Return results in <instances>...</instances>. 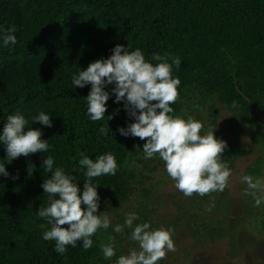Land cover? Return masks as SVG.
Returning a JSON list of instances; mask_svg holds the SVG:
<instances>
[{
    "label": "trees",
    "instance_id": "16d2710c",
    "mask_svg": "<svg viewBox=\"0 0 264 264\" xmlns=\"http://www.w3.org/2000/svg\"><path fill=\"white\" fill-rule=\"evenodd\" d=\"M12 26L16 45L4 47L0 40V134L7 116L19 109L27 127L41 130L49 150L9 161L0 143V164L9 174H0V264H114L121 255L117 242L136 246L128 229L118 238L110 227L92 237V248L84 250L78 242L63 255L55 251L54 241L42 238L45 221L37 211L47 205L41 184L51 175L42 167L49 155L54 167L75 176L82 190L85 170L78 153L95 160L111 152L116 175L93 180L100 196L98 212H134L140 217L136 223L153 224L160 218V198L172 180L164 176L163 161L158 155L144 158L146 141L120 135L119 128L134 122L123 101L116 103L111 95L104 119L93 122L85 98L91 85L72 83L74 73L109 57L117 44L129 51L140 48L153 64L152 53L180 58L172 73L181 81L180 98L171 107L201 121V134L216 127L220 108L230 113L227 125L237 137L264 112V0H0V35ZM112 87L105 90L111 93ZM40 112L50 116L51 127L34 123ZM101 127L108 129L107 135L100 133ZM245 154L244 146L227 143L222 158L235 172ZM246 175L261 176V162ZM228 193V186L204 197H185L177 190L167 194L174 210L167 215L198 241L224 239L230 231ZM213 199L214 207L207 211ZM247 201L254 202L251 197ZM254 220L264 231V208ZM110 236L115 237L116 256L107 260L100 245Z\"/></svg>",
    "mask_w": 264,
    "mask_h": 264
},
{
    "label": "clouds",
    "instance_id": "9594fccd",
    "mask_svg": "<svg viewBox=\"0 0 264 264\" xmlns=\"http://www.w3.org/2000/svg\"><path fill=\"white\" fill-rule=\"evenodd\" d=\"M16 31L12 26L0 35L4 47L16 45ZM111 53L72 75L75 87L91 85L85 97L90 119L93 122L103 120L107 101L114 95L115 102L123 101L128 116L134 118L126 128L118 129L120 135L146 141L144 158L158 155L177 190L185 197L223 192L232 175L231 168L222 158L227 142L217 139L213 130L201 134L204 127L201 121L187 113L183 116L174 113L171 107L180 98L181 81L172 74L173 66L179 68L181 64L180 58L152 53V59L157 62L153 64L146 60L140 48L129 51V46L121 44L111 49ZM108 85H113L111 93L105 90ZM232 107L237 108L238 104L233 101ZM111 119L113 116H108V120ZM35 122L52 126L50 116L44 112L34 117ZM27 125L28 120L19 109L7 116L0 143L6 146L9 161L48 152L49 144L47 139L41 138V130ZM99 131L107 135L108 129L101 127ZM78 155L79 166L85 170L82 190L75 176L67 174L62 167H54L52 156H46L42 163L45 174L51 175H45L41 184L48 200L46 206L39 207L37 215L45 221L40 225L42 238L54 241L57 253L63 255L69 246L76 247L78 242L84 250L92 248V237L100 229L107 230L110 226L116 234L128 229L129 239L136 245L127 254L119 255L114 264H158L167 258L168 252L177 250L171 227L153 228L149 222L136 223L140 217L134 212L125 215L123 224L113 226L106 211L98 212L100 196L93 180L102 175H116V158L111 152L101 154L95 160L83 152ZM0 174L9 175L4 164H0ZM241 182L247 185L243 194L253 198L255 207L264 203V179L244 175ZM213 207L214 199L206 210L211 211ZM100 248L103 257L111 260L116 256L115 237L110 236L109 242L101 244Z\"/></svg>",
    "mask_w": 264,
    "mask_h": 264
},
{
    "label": "rangeland",
    "instance_id": "374dc122",
    "mask_svg": "<svg viewBox=\"0 0 264 264\" xmlns=\"http://www.w3.org/2000/svg\"><path fill=\"white\" fill-rule=\"evenodd\" d=\"M221 118L213 129L214 134L223 137L227 143H237L246 149V154L236 165V171L232 172L229 178L228 200L230 203L229 212L226 216L228 235L220 240L198 241L189 228H178L173 222L174 210L169 203L171 199L167 194H173L177 191L174 181L165 189L166 195L160 198L162 210L159 211L160 218L151 223L153 228L163 226L164 228H173L172 236L176 245L175 252H168L167 258L162 260L163 264H264V231L259 229L254 220L257 214L261 213L264 203L259 207L254 206V202H248L251 196L244 195L247 185L241 182L242 176L246 175L247 170L261 162L262 175L258 178L264 179V112L259 114L256 121L242 128L237 135L228 127L230 113L220 108ZM160 161V159H158ZM164 176H168L167 173ZM171 179V178H170ZM252 198V197H251ZM253 199V198H252ZM134 205V203L132 204ZM129 211L120 214L110 215L112 225L123 224L124 218ZM110 228H112L110 226ZM118 238L122 234H116ZM125 238V237H124ZM121 254H127L133 246L127 243L117 242Z\"/></svg>",
    "mask_w": 264,
    "mask_h": 264
}]
</instances>
